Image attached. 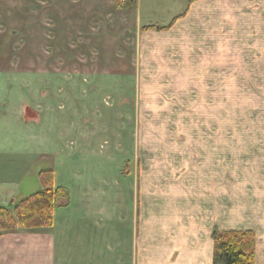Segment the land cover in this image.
Returning a JSON list of instances; mask_svg holds the SVG:
<instances>
[{"label": "rangeland", "instance_id": "obj_1", "mask_svg": "<svg viewBox=\"0 0 264 264\" xmlns=\"http://www.w3.org/2000/svg\"><path fill=\"white\" fill-rule=\"evenodd\" d=\"M207 6L198 28L191 0H0V205L39 191L49 169L69 192L54 217L109 231L141 201L136 156L138 171L207 153L211 94L229 99L216 121L239 137L247 114L223 94L240 67L212 74Z\"/></svg>", "mask_w": 264, "mask_h": 264}, {"label": "crops", "instance_id": "obj_2", "mask_svg": "<svg viewBox=\"0 0 264 264\" xmlns=\"http://www.w3.org/2000/svg\"><path fill=\"white\" fill-rule=\"evenodd\" d=\"M205 1L212 74L240 67L223 94L247 114L239 137L216 121L217 106L226 108L229 99L216 105L211 94L206 154L178 160L176 168L145 163L138 171L136 156L143 193L133 199L131 219L118 213L106 231L92 219L55 218L67 209L54 210L50 227L2 232L0 264H213V234L233 230L254 233V264H264V0H191L198 28ZM221 32L231 36L217 43ZM222 142L228 148L217 152Z\"/></svg>", "mask_w": 264, "mask_h": 264}, {"label": "trees", "instance_id": "obj_3", "mask_svg": "<svg viewBox=\"0 0 264 264\" xmlns=\"http://www.w3.org/2000/svg\"><path fill=\"white\" fill-rule=\"evenodd\" d=\"M38 177L39 191L10 207L0 206V235L13 229L50 227L54 209L68 205L69 192L64 187L54 186L52 170L40 171ZM213 241V264H254L255 235L252 231H216Z\"/></svg>", "mask_w": 264, "mask_h": 264}]
</instances>
